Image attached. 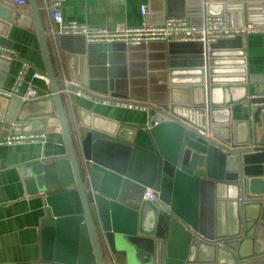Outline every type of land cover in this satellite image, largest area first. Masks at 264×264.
Here are the masks:
<instances>
[{"label": "water", "instance_id": "obj_1", "mask_svg": "<svg viewBox=\"0 0 264 264\" xmlns=\"http://www.w3.org/2000/svg\"><path fill=\"white\" fill-rule=\"evenodd\" d=\"M195 1L230 26L245 24L240 7L247 22L264 23V0ZM28 5L45 62L39 72L52 94L7 100L0 136L54 127L64 138V156L21 167L28 195L40 196L44 208L38 264H106L104 245L127 258L141 248L153 264H264V142L256 141L264 98L249 96L242 38L181 60L179 48L202 44L107 49L76 41L67 56L72 82L150 111L144 123H130L79 109L72 131L37 0ZM0 19L12 13L0 7ZM148 188L154 203L143 199Z\"/></svg>", "mask_w": 264, "mask_h": 264}, {"label": "crops", "instance_id": "obj_2", "mask_svg": "<svg viewBox=\"0 0 264 264\" xmlns=\"http://www.w3.org/2000/svg\"><path fill=\"white\" fill-rule=\"evenodd\" d=\"M37 3L56 75L61 80L65 77L71 81L67 56L73 51L76 41L86 40L60 37L55 42L51 31L58 26L52 22L49 0H37ZM0 7L12 13L10 21L0 19V45L16 54V58L12 61L0 59V89L11 91L23 63L27 62L32 68L25 76L19 95L15 97L22 98L28 87L36 89L42 97L50 96L52 91L49 81L34 78L35 70L45 72V62L30 6H17L13 0H0ZM143 8L148 10L146 15L142 13ZM61 11L65 22H76L91 29L102 28L110 31L115 30L119 25L128 27H138L144 23L161 25L163 21L172 17H185L195 26H201L206 14L205 7H200L195 0L189 4L185 0H65ZM241 12L245 16V24L253 23L247 22L249 19H247L246 7L244 10L240 7L236 11L237 14ZM260 17L258 15L259 20ZM256 25L262 27L264 23L263 25L256 23ZM242 41L246 52L249 96L250 98L264 96V33H250ZM110 46H106L107 49ZM203 47L204 44L179 48L175 59L194 57ZM60 85L62 86V83ZM7 100L11 98H0V115L5 111ZM79 109L117 122L130 123H144L147 113L143 110H131L75 97L73 106L68 105L73 130H76L75 127L79 123ZM241 117L242 109L238 107L235 120H240ZM1 122L0 119V130ZM44 135L45 139L41 142L0 144V264H38L41 259L44 220L42 198L28 195L21 167L66 154L64 138L59 128H48ZM12 137L16 136H0V140ZM258 140L264 142V131L262 134L260 131L257 132L256 141ZM136 253L137 251H134L128 258L125 257V264L131 262L141 264L143 261L136 256ZM104 257L106 264H113V258L117 264H120L118 257L111 253L107 245H104Z\"/></svg>", "mask_w": 264, "mask_h": 264}, {"label": "built area", "instance_id": "obj_3", "mask_svg": "<svg viewBox=\"0 0 264 264\" xmlns=\"http://www.w3.org/2000/svg\"><path fill=\"white\" fill-rule=\"evenodd\" d=\"M17 6H28V0H13ZM65 0H49V7L52 11V22L56 24L57 29H52L51 36L56 42L62 36L83 37L88 44H101L110 46L113 44H125L127 46H140L149 43H201L211 45L220 40H229L237 37L245 38L250 33H264V25L257 26L253 23L244 25L230 26L225 16L213 17L205 14L203 23L200 27L195 26L185 17L168 18L161 25H151L144 23L138 27H128L119 25L115 30L91 29L76 22H65L62 16V6ZM207 4L204 5L206 7ZM206 11V10H205ZM142 13H148L147 8L142 9ZM264 15V10H263ZM16 58L14 51L0 45V59L12 61ZM32 68L31 64L24 62L19 71L13 89L6 91L0 89V98L10 99L18 96L23 87L25 76ZM34 78L48 82V78L35 70ZM62 97L67 104L73 106V98L79 97L97 103L111 104L118 107L131 110L150 111V108L144 105H138L133 102L114 101L109 99L96 98L91 93L81 89L75 82L65 77L62 79L60 88ZM42 98L36 89L28 87L22 100H36ZM252 98H264V96H253ZM264 114V104L259 105ZM45 139L44 134L31 136H16L0 140V144H13L16 142L31 141L41 142ZM144 200L154 203L157 197L152 189H146ZM113 264H117L113 258Z\"/></svg>", "mask_w": 264, "mask_h": 264}, {"label": "rangeland", "instance_id": "obj_4", "mask_svg": "<svg viewBox=\"0 0 264 264\" xmlns=\"http://www.w3.org/2000/svg\"><path fill=\"white\" fill-rule=\"evenodd\" d=\"M137 248V247H136ZM137 250V253H136V256L142 260L143 262H141V264H153V260H152V255L151 253L149 252L148 254L146 253V251H144L143 249L141 248H138V249H135ZM132 264V262H131Z\"/></svg>", "mask_w": 264, "mask_h": 264}, {"label": "trees", "instance_id": "obj_5", "mask_svg": "<svg viewBox=\"0 0 264 264\" xmlns=\"http://www.w3.org/2000/svg\"><path fill=\"white\" fill-rule=\"evenodd\" d=\"M50 53H51V50H50ZM60 87H61V85H60ZM64 104H65L66 112H67L68 119H69V122H70V126H71L72 131H73V126H72L71 121H70L69 110H68V105H67L66 101H64ZM74 140L77 141L76 140V136H74ZM103 251H104V249H103ZM116 256L118 257V260L120 261V264H125V256H124V254L117 253Z\"/></svg>", "mask_w": 264, "mask_h": 264}]
</instances>
